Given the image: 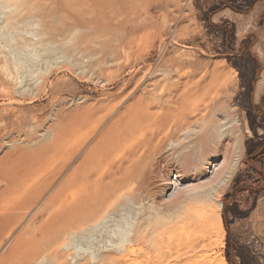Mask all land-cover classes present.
Listing matches in <instances>:
<instances>
[{"label": "rangeland", "instance_id": "374dc122", "mask_svg": "<svg viewBox=\"0 0 264 264\" xmlns=\"http://www.w3.org/2000/svg\"><path fill=\"white\" fill-rule=\"evenodd\" d=\"M80 1L19 0L17 13H3L11 24L0 34L12 35L9 45L23 52L0 39V264H207L186 257L171 230L183 211L153 212L152 197L138 195L145 184L123 174L138 166L153 182L164 179L167 163L175 165L165 147L180 136L176 128L183 121V130L204 127L225 110L241 130L243 156L221 198L224 247L217 254L226 264H264V0H98L97 9ZM102 13L108 28H99ZM28 41L47 55L33 66L34 82L22 83L12 53L27 54ZM150 95L164 102L151 104ZM139 100L159 120L99 166L102 133ZM158 143L162 149L154 151ZM78 175L98 189V199L100 177L104 192L129 181L117 203L132 206L127 219L131 238L141 228L140 254L127 252V244L122 252L96 246L101 258L94 261L81 244L76 250L70 237L99 223V205L92 222L67 232L53 251L29 250L41 243L42 225L69 209L61 191ZM173 193L175 186L164 203Z\"/></svg>", "mask_w": 264, "mask_h": 264}, {"label": "bare ground", "instance_id": "6f19581e", "mask_svg": "<svg viewBox=\"0 0 264 264\" xmlns=\"http://www.w3.org/2000/svg\"><path fill=\"white\" fill-rule=\"evenodd\" d=\"M18 1L19 0H0V26H3L5 29L8 28L7 27L8 25L10 26L11 21L9 22L10 17H6L7 19L4 20L3 13L5 10H8L9 12L12 13H17ZM79 2L81 1L79 0ZM89 2L90 4L92 3L93 7L97 9L98 0H88V2L86 3ZM121 4H123L122 1ZM79 6L81 7V5ZM87 6L90 7L91 5H87ZM120 6L123 9V6L122 5ZM100 8L101 5L99 3V10ZM57 10L60 9L58 8ZM67 12L70 11L66 10V12H63V14L65 13L67 14ZM7 22H9L10 24L8 23L7 25L6 24ZM103 26L104 28L105 27L108 28L110 26L109 18H106L104 14L103 17L101 16L99 18V28ZM12 31H10V34ZM1 32L2 29H0V33ZM24 33L27 32L24 31ZM8 37H9V33H8ZM11 37L12 35L9 38H7V36H5L4 34L3 36L0 34V39L2 38L7 39L6 41L7 48L8 46H10L9 44L11 41L9 39ZM42 37L43 36H38L37 38L40 39ZM12 42L15 41L12 40ZM39 43H37V45ZM29 44L30 42L27 44L28 47L27 46L24 47V50H26L25 53L28 52V50L30 53L28 52L25 55L24 53H22L23 49L18 46L19 44L17 45L22 50L21 52L22 55L21 54L19 55V53H16L19 52L17 51L18 47L16 46V43L14 44L11 43V46L14 45L15 47H17L16 48L17 50H15L12 53V56L14 58L13 64H15V70L18 69L23 71L22 74L18 73L22 75L19 76V79L20 77H22L21 79L22 83L25 81L27 82L28 80L34 82V77L37 73L36 74L31 73L34 70L33 66L35 65L36 60L40 59L43 54L47 53L46 50H44L43 52L35 51L33 45L31 46V48L34 49V50L32 49L33 50L32 51L30 50L31 48L29 49ZM37 45L36 48L38 46L39 47L41 46V45L38 46ZM53 48L54 47H52V49ZM36 50H38V48ZM0 56H4V55H0ZM26 59H28L29 61H27ZM36 70L38 71L39 69L36 68ZM27 85L29 86V82ZM22 87L24 92L25 86H23V84ZM149 92H150L149 94H151V91ZM160 98L151 96L147 98V100L152 104L153 102L161 101ZM155 104L157 103H154V105ZM128 108L129 111L128 114L125 113L126 118L124 121L122 120L121 122H115L109 125L107 131L102 133L99 140V166H101L102 160L107 161L112 153L114 154L116 152H119L121 151L120 149L122 148L127 150L128 145L127 143H125L126 142L125 139L129 137H136V135L139 134L144 135L143 133L147 128V126H153L159 120L157 115H153L150 112L151 109L150 105H146L145 101L143 100H139L133 107H128ZM180 122H182V119H180ZM182 124L184 126L186 125L184 121L182 122ZM184 126H182V128L181 127L176 128L180 136L177 139L174 137L170 139L165 147V150L169 152V156L167 157L168 155L167 154L165 157L172 160L175 165L172 166L170 162L167 163L168 165L166 167L167 174L164 179L158 182L155 181L153 182L150 174L147 175V172L145 174L144 171L143 172L139 171V169L137 168L138 166L132 168L131 170L128 169V171L123 175L124 177H127V180L129 179L130 181L136 179L137 184H140L141 187L143 183L145 184V187L143 186L144 188H140L141 190L138 195L140 196V198L141 197L143 199L146 198L147 200L149 199L151 200L150 197H152V200L150 201L152 204L151 206L149 205V207L153 208L151 210L157 208V210H154L153 212H157V214H159L160 213L159 210L167 213L183 211L182 218L180 219V221L176 223L175 227L172 228L171 230H173L174 234L181 236L180 241L184 246L183 249H185L184 254L186 255V257L207 264H226L223 255L221 253L217 254V250L224 247V230H223V222L221 218V212H222L221 198L225 189L229 186V184L232 182L233 178L235 177L237 168L240 165L243 156V146H242L243 136L241 130L238 128L239 125L238 126L236 125L235 120L232 118L231 112H228L227 110L224 111L223 116H221L220 119H217L215 121H210L207 125H204V127L202 126L200 128L190 127L183 130ZM170 133L171 131L170 129H168L166 131V134H170ZM181 136L182 138H180ZM160 148L162 149V147L158 143L154 147V151L155 150L159 151ZM133 151L135 150L133 149ZM191 173H193L194 175L190 176ZM173 174H176V179L174 182H171V176ZM123 175L121 176L123 177ZM115 181L117 180L115 179L111 181L108 185H111L113 187ZM104 182L105 181L103 180V178L100 177L99 199L97 198L98 189L91 187L89 182L83 181L82 175L76 176L71 184L63 187L61 194L65 196V199L71 203L69 209L66 210L65 213L63 212V214H60L58 217L55 216L52 222L42 225L41 229H43V235H42V241L40 239L41 243L37 244L34 249L29 248V250H32L33 254L39 253L40 249L42 250L50 249L51 251H53L57 242L67 232H69L70 230H72L77 226L86 225L92 222L94 215H96L95 214L96 209L94 207L99 205V223L97 225L95 224L94 226L90 225L91 227L85 230V233L83 234L79 235L74 233V235L70 237V240L74 241V243L71 242L72 245L77 246L76 250H78L81 244V246L85 247L84 252H88L89 257L94 261L97 260L98 258H101L100 254L96 252L97 251L96 246H98L99 249H101L104 246L103 248L106 247V250L109 249L108 247H112V248L114 247L117 248L118 250L120 249L119 251L122 252L123 251L122 248L125 247V245L127 244V248H125L127 252H129L133 256H136V254L137 255L140 254L142 252V249L140 248V238L142 237V235L139 232L141 228L138 229L136 232H134L135 234L133 235L132 238L130 236L133 234V231L131 234L130 228L132 227V224L128 221V219L130 218V211H131L130 207L132 206L131 205L130 207L124 206L123 204L124 206L123 207L118 205V203L120 202V201L118 202V200L120 199L122 200L121 198L122 196H118V197L116 196L117 192L119 193L123 191V189H128V188H124L123 185H127L129 181L127 184L126 182L123 183V178H121L119 180L120 184L117 186L118 189H116L117 191L115 189H112L106 192H104V189L106 188ZM182 183H186V185H182ZM172 186H175V193H173L170 196V202L166 204L164 203L165 202L164 199ZM25 197L23 199H25ZM115 198H117L116 201H114ZM134 200L135 199H133V201ZM126 202H127L126 205L128 203H131L130 200H127ZM116 206H120V207L116 208ZM126 207H129L130 209ZM143 221L146 222L145 219H143ZM140 224H142V220ZM169 231H167V233ZM129 237L131 239H129ZM96 241H98L97 244L95 243ZM38 246L39 248H37ZM16 250H18V252L20 251V249H16ZM213 256L216 257L212 258ZM44 263L46 264V262ZM99 264H117V262L115 260L105 259L102 262H99Z\"/></svg>", "mask_w": 264, "mask_h": 264}]
</instances>
